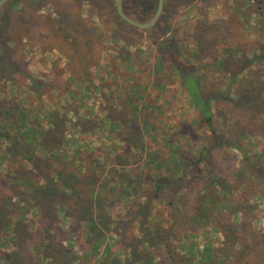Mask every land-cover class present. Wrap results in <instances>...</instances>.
<instances>
[{
    "label": "rangeland",
    "instance_id": "374dc122",
    "mask_svg": "<svg viewBox=\"0 0 264 264\" xmlns=\"http://www.w3.org/2000/svg\"><path fill=\"white\" fill-rule=\"evenodd\" d=\"M156 2L125 13L148 22ZM159 19L135 28L116 0L0 9V264H264V191L243 195L264 169V8L165 0ZM170 55L210 99L212 128ZM39 184L63 202L48 229L28 200Z\"/></svg>",
    "mask_w": 264,
    "mask_h": 264
},
{
    "label": "trees",
    "instance_id": "16d2710c",
    "mask_svg": "<svg viewBox=\"0 0 264 264\" xmlns=\"http://www.w3.org/2000/svg\"><path fill=\"white\" fill-rule=\"evenodd\" d=\"M253 2L255 4H257L259 6V9L264 8V0H253ZM157 5H158V0H157ZM124 11H125V4H124ZM126 12V11H125ZM262 15V14H261ZM260 15V16H261ZM170 59L173 60L176 64H177V68H178V76L180 78V83L182 88L188 92V94L191 96L192 100L194 101L195 106L197 107V109L200 112V116L205 120L206 123H208V125L211 127L212 124V119H213V114H212V108L210 105V99L208 97H204L203 93L201 92V86H200V82L197 80H194V76L191 75L190 73H188L187 71V65H185V61L182 57H171L170 55ZM212 128V127H211ZM6 138H8V141H12L11 137L7 134ZM2 139V138H0ZM46 140V139H45ZM44 140V142H45ZM34 192L32 193H27L29 196L28 200H31V198L34 200L35 205L39 206L40 209H42L41 211V216L40 221H39V226L41 225L42 228L48 229L49 227H51L52 225H54L55 220H56V216H55V212L54 210L56 209V205L63 206V202L60 200V194L58 190H55L54 187H52L51 185H44V184H39L37 187L35 186V188L33 189ZM264 191V169L260 170L259 174H258V178L253 181L251 184H249L248 186H246L243 195L244 197H248V195L251 194H258L260 192ZM24 203H27V201L25 200ZM244 202L243 200H241L236 208L237 211L236 212H241L242 208H243ZM241 209V210H240ZM248 218H246L244 220V222L242 223V226H239V229L237 228V230L234 232V237L237 240V243L241 245L242 249H246V233H247V226H249V222L247 220ZM32 223V222H31ZM235 224H229L228 226H233L234 227ZM21 229V230H20ZM235 229V227H234ZM27 225H24L23 222H18V226L17 229L15 230V239L19 242L23 241V242H28L32 245H35L34 243H32V238L30 239L31 235L28 234L27 232ZM240 231V232H238ZM29 238V239H28ZM34 239V238H33ZM35 247V246H34ZM31 250L29 252H31V255L33 254L32 248H30ZM38 254L43 256V255H48V251L50 250V246H46V248H41V249H37ZM4 252V251H3ZM3 252L0 251V253L3 254ZM4 255H6V260L7 261H11L9 260V257L11 255L14 256H18V252H15V254H6L4 253ZM18 258V257H17ZM51 259V256L49 257ZM243 258L242 253H240V255H238L237 259ZM29 259V258H28ZM12 263V262H11ZM21 264H24V261L20 262Z\"/></svg>",
    "mask_w": 264,
    "mask_h": 264
},
{
    "label": "water",
    "instance_id": "95a60500",
    "mask_svg": "<svg viewBox=\"0 0 264 264\" xmlns=\"http://www.w3.org/2000/svg\"><path fill=\"white\" fill-rule=\"evenodd\" d=\"M10 0H0V9L8 3ZM165 7V0H158V7L157 11L153 18H151L150 21L141 23L134 19L129 18V16L124 11V0H116V9L117 13L120 16L121 19H123L126 23L131 24V26L141 29V30H148L152 27H154L158 22L159 18H161Z\"/></svg>",
    "mask_w": 264,
    "mask_h": 264
}]
</instances>
